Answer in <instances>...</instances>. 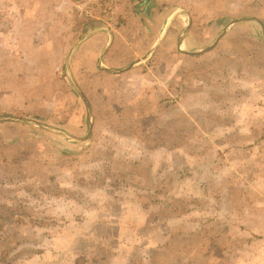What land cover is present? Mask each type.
Wrapping results in <instances>:
<instances>
[{"label": "crops", "instance_id": "crops-1", "mask_svg": "<svg viewBox=\"0 0 264 264\" xmlns=\"http://www.w3.org/2000/svg\"><path fill=\"white\" fill-rule=\"evenodd\" d=\"M82 14L89 24L102 19L100 25L104 28L95 30L94 24L83 25ZM0 20L9 27L8 35L0 31V36L10 39L4 53L10 59L20 56L13 64L7 61L9 73L4 72L1 80L14 77L18 78L16 84L31 83L43 90L29 94L43 97V107L27 113L48 117V103L53 104L54 97H72L75 109L82 106L86 110L89 125L84 131L59 122L36 125L31 119L13 115L18 108L11 98L8 104H0V111L13 116L0 117V122L51 129L66 138L90 135L89 148L75 153L78 175L73 177V189L77 190L81 183L77 179L87 180L89 198L109 197L108 203L124 198L126 203H115L111 208L116 211L106 205L89 214L90 222L95 227L102 224L98 227L105 232V236L101 230L96 233L98 240L94 244L101 248L115 246L118 252L73 255L72 262L71 255L27 257L25 253L19 262L37 264L51 259L49 264L190 263L198 250L192 243L195 225L188 216L208 197L228 199L235 195L200 185L198 182L204 179L197 163L198 153L186 148L189 145L192 149L197 134L204 133L205 123L213 122L205 118L208 107L201 105L197 110L194 105L195 111L191 105L180 107L178 117L185 120V127L177 118L170 119L171 115L167 122L166 115L180 98L176 84L184 76L187 101L220 98V117L233 122L222 121L224 126L233 127L223 140L229 143L226 148L232 143V148L238 150H264V138L258 141L260 131L255 129L264 118V0H0ZM177 32H183V38L167 45ZM166 50L170 59L167 64L157 60ZM214 85L216 88L209 93L207 90ZM205 94L207 97H203ZM193 113H200L198 123L191 118ZM242 126H247L244 133L239 130ZM177 134L184 138V146L171 141ZM11 146L10 143L8 147ZM123 172L136 190L128 186L126 192L113 193L121 185ZM55 178V183L60 182V175ZM3 182L6 178L1 175L0 189ZM80 194L73 193L71 198ZM55 202L58 204L57 199ZM228 205L234 208L232 200ZM103 211L123 216L100 219ZM142 224L152 226V233L141 236L135 232L133 236L131 229H140ZM22 225L36 230L49 227ZM162 225L167 227L164 235L158 234ZM117 229L127 231L124 237L116 233ZM203 229L209 231L207 226ZM206 241L204 250L209 257L210 243Z\"/></svg>", "mask_w": 264, "mask_h": 264}, {"label": "rangeland", "instance_id": "rangeland-1", "mask_svg": "<svg viewBox=\"0 0 264 264\" xmlns=\"http://www.w3.org/2000/svg\"><path fill=\"white\" fill-rule=\"evenodd\" d=\"M4 9L1 8V10ZM82 15L84 20V14ZM85 19L84 21L81 20L83 25L94 24L95 30L104 28L100 25L102 19H95L90 24L88 23L90 20L86 17ZM0 22V31L8 35V23L4 20H0ZM182 33L173 34L167 45L172 46L178 43L183 38ZM90 34L93 33L90 32ZM9 40L6 36H0V64L4 66L0 70V104H8L11 98L13 105L16 104V109L18 108L15 110L16 112L12 111L15 117L31 119L36 125H44L43 123L48 121L84 131L83 129L89 125L87 112L82 106L80 109H75L76 104L72 97H54L53 104L48 103L47 109L49 108L51 112L48 113V117L34 116L30 114L36 108L43 107L41 102L43 97H31L29 94L39 93L43 90L31 83L20 84L19 82L16 84L18 78L15 79L14 77L11 80H1L4 72L6 75L9 73L7 61L9 60L13 64L15 60H20V56L10 59L9 54L4 53L6 51L4 47H7ZM17 45H19L18 42ZM168 52L167 50L165 53L162 52L157 60L167 64L170 60ZM234 56L237 57L238 55L234 54ZM21 73L24 74L23 71ZM187 84L184 76L178 79L176 92L180 98L175 106L170 108L171 112L168 108L166 120L168 122V115H171L170 119L177 118V121H181L182 126L185 127V120H180L178 117L181 112L180 107L185 109V106L191 105L193 111H195L194 105H196L197 110H201V105L208 107V110L204 112L205 118H209L213 122L205 123L206 129L203 134H197V142L192 143V149L189 145L186 148L188 151L194 150L198 153L197 163L201 165L200 169L202 167L204 179L203 183L198 182L200 185L203 184L210 191L225 189L228 191L227 194L232 191L235 195L228 199L226 197L225 199L208 197V201L204 205H200L196 211L188 216V221L195 225L194 229L196 230H193L192 243L198 250L197 252L194 251L193 254L195 260H190L188 264H264V150L255 147L238 150L232 148V143L230 148H226L225 146L229 143H224L223 140L228 137V133L233 132V127L232 125L227 126V124L224 126L222 121L231 122V124L233 122L231 118L220 117L223 113L220 109V98L209 97V100L206 98L203 101H187L188 98L184 96L188 88ZM215 88L216 85L209 87L207 91L210 93ZM164 90L167 93V89ZM203 97H207V95L205 94ZM56 105H58L57 108ZM260 107L262 108L263 105L261 104ZM174 110H176L175 115ZM27 111H31V113L29 114ZM194 113L190 116L198 123L197 120L200 119L199 116L201 115ZM13 115L2 114L0 111V117ZM263 127L264 118L255 128L260 131L258 141L264 138ZM246 128L247 126H242L239 130L244 133ZM171 141L176 142L178 147L185 145L184 138L179 134L176 137L173 136ZM10 143L12 146L8 147ZM89 143L90 135L74 134L66 138L51 129L43 130L32 126L0 122V159L3 158L1 161L5 163L3 167H0V176L6 178V182L1 183L2 189H0V258H2L0 264H22L19 262V258L25 256V253L27 257L42 254L53 255L54 258L56 255H66L65 257L71 255L69 260L72 262L73 255L78 257L89 256L92 253L97 255L105 250L108 253L118 252V247L101 248V245L96 246L94 244V241L98 240L96 233L101 230L100 232L105 236V232L104 229L98 227L102 224H98L97 228L94 226L95 224L90 222L92 216L89 214L97 208L99 211L102 210L106 205H108L109 210L116 211L111 207H115V203L121 205L122 202L120 201L124 202V198L109 203L106 202V200H110L109 197L89 198L86 196V192H89V185H86L88 184L87 180L77 179L81 183L77 190L73 189L75 183L73 177L78 175L75 170L77 167L75 153L79 149L83 151L89 148ZM40 154L42 155L41 158H39ZM16 166L21 168L18 169ZM8 173L13 174L9 176ZM57 174L60 175V182L55 183ZM110 183L113 184L112 186L115 184L112 181ZM120 183L121 185L116 187L113 193L126 192L128 186L136 190V186L126 179L125 172L122 173ZM78 192L81 193V197L71 198L73 193L77 194ZM53 199L54 202H52ZM56 199L58 204H55L57 203L55 202ZM130 200V198L126 199V201ZM229 200L233 201L234 208L228 205ZM122 205L125 206L126 203L124 202ZM141 206L148 208L149 205L141 204ZM101 213L100 219L115 215L114 213L110 215L112 212L104 214L103 211ZM115 216L119 218L123 215ZM132 216L137 218L135 214ZM30 217L33 219H57L64 224L49 226L41 230L25 228L22 224L30 225L31 223H27V219L30 221ZM134 224H136L135 221ZM142 225L143 227L140 229H131L133 236L135 232L141 236H148L152 233V226L148 228L146 224ZM202 225L209 227V231L203 229ZM222 226L225 228L219 229ZM165 229L167 227L162 225L158 234L164 235ZM115 231L120 234V237H124L125 232H127L121 229ZM108 234L110 236V232ZM205 240L210 243L209 257L204 250ZM9 251L11 254L8 255ZM50 260L46 262L49 264ZM46 262L40 261L37 264H45ZM77 264L81 263L78 262Z\"/></svg>", "mask_w": 264, "mask_h": 264}, {"label": "trees", "instance_id": "trees-1", "mask_svg": "<svg viewBox=\"0 0 264 264\" xmlns=\"http://www.w3.org/2000/svg\"><path fill=\"white\" fill-rule=\"evenodd\" d=\"M30 221L27 219V223H31L32 226H37V227H46V226H53V225H63L64 222H60L57 219H33L32 217L29 218ZM11 254L9 251L8 255ZM7 255V258H8ZM6 258V257H5ZM2 258H0L1 260Z\"/></svg>", "mask_w": 264, "mask_h": 264}, {"label": "water", "instance_id": "water-1", "mask_svg": "<svg viewBox=\"0 0 264 264\" xmlns=\"http://www.w3.org/2000/svg\"><path fill=\"white\" fill-rule=\"evenodd\" d=\"M3 120H5V121H7L8 120V118H5V119H3ZM20 122H23V123H26V124H33L31 121H27V120H19ZM40 126H43V125H40Z\"/></svg>", "mask_w": 264, "mask_h": 264}]
</instances>
